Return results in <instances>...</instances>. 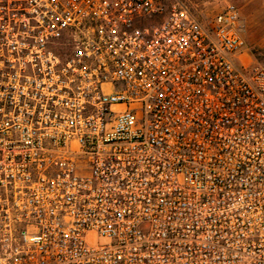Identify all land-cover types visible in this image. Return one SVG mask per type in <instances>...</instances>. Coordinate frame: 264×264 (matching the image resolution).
Listing matches in <instances>:
<instances>
[{"label":"built area","instance_id":"obj_1","mask_svg":"<svg viewBox=\"0 0 264 264\" xmlns=\"http://www.w3.org/2000/svg\"><path fill=\"white\" fill-rule=\"evenodd\" d=\"M0 264H264L238 6L0 0Z\"/></svg>","mask_w":264,"mask_h":264},{"label":"rangeland","instance_id":"obj_2","mask_svg":"<svg viewBox=\"0 0 264 264\" xmlns=\"http://www.w3.org/2000/svg\"><path fill=\"white\" fill-rule=\"evenodd\" d=\"M169 9L175 2L187 4L193 10L201 12L205 16H212L219 12L227 4H235L240 9L243 35L246 40L248 60L251 63L264 64V29L254 18L264 16V0H256L257 8L251 10V0H162Z\"/></svg>","mask_w":264,"mask_h":264},{"label":"crops","instance_id":"obj_3","mask_svg":"<svg viewBox=\"0 0 264 264\" xmlns=\"http://www.w3.org/2000/svg\"><path fill=\"white\" fill-rule=\"evenodd\" d=\"M257 2H256V0H251L250 1V7H251V10L252 11H255V9L257 8ZM262 16H264V12H263V15ZM256 21H258L259 23H260V25H262V29H264V17H262V18H258L257 16H255V18H254Z\"/></svg>","mask_w":264,"mask_h":264}]
</instances>
